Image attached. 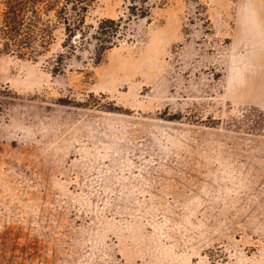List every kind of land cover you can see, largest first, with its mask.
<instances>
[{"label":"rangeland","instance_id":"1","mask_svg":"<svg viewBox=\"0 0 264 264\" xmlns=\"http://www.w3.org/2000/svg\"><path fill=\"white\" fill-rule=\"evenodd\" d=\"M128 2L0 0V264H264V0Z\"/></svg>","mask_w":264,"mask_h":264},{"label":"trees","instance_id":"2","mask_svg":"<svg viewBox=\"0 0 264 264\" xmlns=\"http://www.w3.org/2000/svg\"><path fill=\"white\" fill-rule=\"evenodd\" d=\"M10 1L18 3L19 1H22V0H10ZM128 3H129L128 8H129L130 14L134 13V8L137 6H139L138 8L142 9L139 13H137L138 16L144 17L149 12V6L147 5V0H129ZM14 12L15 11H12V16L7 18L6 21L10 26H14V31H17L21 21L20 19L17 18V15L14 14ZM60 19L64 23L65 33L67 34V38L72 39L76 35L77 32H80L81 34H83V30H82L83 18L61 16ZM119 20L120 18L119 19H110V18L102 19L96 27L97 28L96 32L99 35H106L107 28L105 27H107V23H108V28L112 29L113 27L118 25ZM98 39L100 40V37ZM104 40L105 38L103 39V41Z\"/></svg>","mask_w":264,"mask_h":264},{"label":"water","instance_id":"3","mask_svg":"<svg viewBox=\"0 0 264 264\" xmlns=\"http://www.w3.org/2000/svg\"><path fill=\"white\" fill-rule=\"evenodd\" d=\"M77 36L74 37V39H76Z\"/></svg>","mask_w":264,"mask_h":264}]
</instances>
